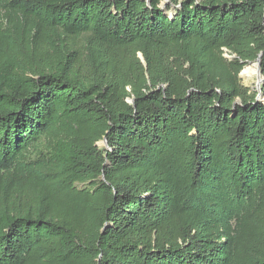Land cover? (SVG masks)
I'll return each mask as SVG.
<instances>
[{"label":"trees","instance_id":"trees-1","mask_svg":"<svg viewBox=\"0 0 264 264\" xmlns=\"http://www.w3.org/2000/svg\"><path fill=\"white\" fill-rule=\"evenodd\" d=\"M0 11V264H264V0Z\"/></svg>","mask_w":264,"mask_h":264},{"label":"rangeland","instance_id":"rangeland-1","mask_svg":"<svg viewBox=\"0 0 264 264\" xmlns=\"http://www.w3.org/2000/svg\"><path fill=\"white\" fill-rule=\"evenodd\" d=\"M1 14H2V12L0 11V22H1V24H3L4 22H2ZM3 25H4V27H6L7 24L4 23ZM138 56L140 57V59H142V56H141L140 53H138ZM224 56L227 57V58H229V59L233 58V56L230 55V54H228L227 52H224ZM252 63H253V62H248L247 65H245V66L242 68V70H241L240 73H239V78H240V83H241L244 87L250 88L251 90H255L256 87H257V85H256L255 83H248L247 80L245 79V77H244V73H243L244 68H245L246 66L251 65ZM260 77H261V76H260ZM43 145H44V141L41 142V144H40L37 148L32 149V150H33V151H32V155L34 154V152H35L36 149H41V148H43ZM97 145H98L100 148L106 146L103 140L99 141V142L97 143ZM78 186H79V187H83V185H81V184L78 185Z\"/></svg>","mask_w":264,"mask_h":264},{"label":"bare ground","instance_id":"bare-ground-1","mask_svg":"<svg viewBox=\"0 0 264 264\" xmlns=\"http://www.w3.org/2000/svg\"><path fill=\"white\" fill-rule=\"evenodd\" d=\"M243 73L248 83H255L257 85L255 90L258 91V88L260 87L261 84V77L258 73V69L255 61L251 65L246 66L243 70Z\"/></svg>","mask_w":264,"mask_h":264},{"label":"water","instance_id":"water-1","mask_svg":"<svg viewBox=\"0 0 264 264\" xmlns=\"http://www.w3.org/2000/svg\"><path fill=\"white\" fill-rule=\"evenodd\" d=\"M255 63H256V65H257L258 73H259V75L261 76L260 64H259V58H257V59L255 60ZM262 80H263V78H262V76H261V82H262ZM258 92H260V88H258ZM257 96H259V94H258ZM104 143H105V145H107L105 140H104Z\"/></svg>","mask_w":264,"mask_h":264}]
</instances>
